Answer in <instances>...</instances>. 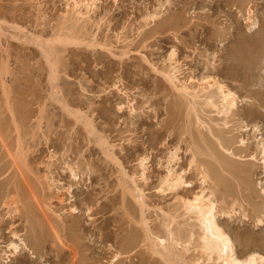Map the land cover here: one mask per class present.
<instances>
[{
  "label": "rangeland",
  "instance_id": "obj_1",
  "mask_svg": "<svg viewBox=\"0 0 264 264\" xmlns=\"http://www.w3.org/2000/svg\"><path fill=\"white\" fill-rule=\"evenodd\" d=\"M96 2L80 41L53 43L58 72L51 80L33 40L50 44L70 28L66 1L0 0V264H166L148 247L141 219L164 234V211L175 214L176 198L203 186L214 191L216 219L236 254H264V162L256 145L264 138V0ZM173 49L180 79L212 75L236 92L228 126L209 108L200 113L208 124L199 125L188 100L174 91L164 76ZM214 128L230 148L220 145ZM18 142L24 157L16 153ZM9 153L24 158L18 168ZM168 169L187 181L178 193L158 188ZM124 171L140 173L148 204L142 210L124 191ZM12 199L10 208L18 210L6 206ZM181 216L174 227L188 229L190 220ZM12 241L21 242L15 256ZM189 252L190 264H208L195 262L194 248Z\"/></svg>",
  "mask_w": 264,
  "mask_h": 264
},
{
  "label": "bare ground",
  "instance_id": "obj_2",
  "mask_svg": "<svg viewBox=\"0 0 264 264\" xmlns=\"http://www.w3.org/2000/svg\"><path fill=\"white\" fill-rule=\"evenodd\" d=\"M65 1H66V9H65L66 11L64 13V16H65L66 21H71L70 28H68L66 32L65 31L56 32L57 36L55 38H53L54 36H52L51 38H53V39L48 40L51 42L50 44H47L46 41L41 40L39 38L40 36L39 37L35 36V39H37V40L36 41L33 40V42H36V44H38L41 47L42 52L44 54V57H46L48 60V63L50 65L51 80H56L57 72H58L57 71L58 68H57V64H56L57 62L55 60V56L57 55L56 54L57 50H55L53 43L58 42V43H62V44H70V43L76 44L78 41H80L79 34H80L82 29L85 31L87 23L92 22L91 21L92 20L91 15L95 11V7L97 5L96 0H65ZM153 14L154 13H152V15ZM155 15H156V13H155ZM148 16H151V13ZM96 21L98 22L99 20H96ZM101 21H102V19H101ZM255 23H256V21L254 22V25H255ZM68 26H69V24H68ZM55 31H53V32H55ZM58 31H60V30H58ZM81 36H83V35H81ZM32 38H34V37H32ZM83 39H85V38H83ZM123 53L125 54V51ZM169 56H170L169 57L170 62L168 64L169 66L167 67L165 72L162 69V71L165 74L164 76H166V78L169 80V82L173 86L174 91H176L177 95L179 97L185 98V101L188 100L187 101L189 103L188 106H190L189 108H191L192 112L195 113V119L199 122L198 124L200 125L202 123V126H205L206 124H208V123H205L206 121L202 120V118H201L202 115H200V113L205 111L206 108H209V109L215 111V113H217L219 119L222 120L223 126H228V124L230 122V118H232V116L234 115L235 110L238 106V96H237L236 92L233 91L231 88H229L222 80H220L216 76H212V75H207V76L204 75V76L200 77L199 79L198 78L195 79L193 77H190L189 79H184V80L180 79L178 74H177V72H178L177 60L174 58L175 51L174 52L172 51ZM57 57L58 56H56V59H57ZM1 68H2V66H1ZM1 72H3V71H1ZM80 117L81 118L84 117L82 119H84V122L86 121L85 125L89 128L88 131L94 132L93 131L94 130L93 125H91L90 121L88 120L89 117L86 115H83V116L80 115ZM215 125L219 126V123H215ZM209 128L211 129L210 124H209ZM214 130H215V128H214ZM212 132H211V134H212ZM215 132L217 133L216 130H215ZM223 135L224 134H222V135L218 134V136H217V139L220 140V145H224L223 142H225L230 148L232 145V142L230 141V139L228 140ZM99 139L101 140V137ZM1 140H2V138H1ZM102 140H101V142H102ZM241 140L244 141L243 145L246 144V142H245L246 139L241 137L239 142ZM104 141L106 143V140H104ZM18 144H19V146H18ZM256 145H257V148L259 150L258 152H260L262 154V158H261L263 160L262 162H264V138L260 137L258 139ZM5 146H7V145H5ZM17 146H18L17 147L18 151L16 153H19V155H21V149L24 150V148L21 147L19 142L17 143ZM109 147H107V148H109ZM222 147H225V146H222ZM107 148H106V151H107ZM227 149L228 148H226L225 150L227 151ZM109 151H108V153H109ZM196 152H195V154H193V159L191 160V162L196 163V159H197L196 158V154H197ZM232 152L233 151H231L230 153H232ZM22 153H23V151H22ZM9 155L12 157V160H13L12 163L15 164V167H17L16 164H19V161L22 162V160H20V158L23 159V161H24V158H23L24 155H21L23 157H20L18 154L11 155V153H9ZM111 155H113V159H114V153H112ZM197 155H199V154H197ZM212 156L215 157V155H212ZM251 157H252V159L254 157L255 160L257 158L253 154ZM145 159H146L145 157L139 159V166L142 169L141 174L140 173L139 174H140L142 179L146 178L145 177V164L146 163H144ZM249 159H251V158H249ZM218 160H220V159H218ZM222 161H224V160H222ZM13 164H11V165H13ZM254 165H255V163H254ZM199 167H200V170H199L200 176L203 175L204 177H206V180L204 183L207 184L208 183L207 180L210 177L209 173H208L207 169L202 167V163H201V165H199ZM237 168H239V167H237ZM234 169H236V167H234ZM246 170L248 172H251L252 168L248 166ZM18 171L20 172L19 169H18ZM30 172H31V170H30ZM210 173H212V172H210ZM122 174L124 176V180L122 179L123 180L122 182H124V184L122 183L123 187H124V191L127 190V191L132 193V195L136 199V202H138V204L142 210L148 204L145 200L144 191L139 186V182H138L139 174L137 173L138 174V176H137L136 173L129 174L125 171L122 172ZM246 177L248 178V176H246ZM47 178L49 179V177H47ZM50 179H52V178L50 177ZM243 180H245V178ZM50 181H48V182H50ZM48 182H47V184H48ZM186 182L187 181L184 180L183 174L181 172H175L172 169H168V172L164 176H162L158 188L162 192L168 190V191L173 192V193L174 192L178 193L177 192L178 188L182 187L184 184H186ZM50 183L48 184L49 186H50ZM208 190H210V189H208ZM212 190L207 192L206 187L203 186V188H201L200 191L194 192V194L191 195V197L190 196H182V195H179L178 197L176 196L177 198L175 197L176 201H177V206H178V208H176L175 211L177 212L178 210H181L182 214L190 220V222L186 221L187 225H185V226H188V229H185L186 227L182 228L183 226H178L177 228H175L173 225L174 222L176 221L177 217L181 216V215H178V213L180 211L177 213L178 216L175 215L176 212L174 214L170 211H169V213L164 211L165 212V219H166L163 222V227L165 229L164 234L153 233L151 230H149L148 229L149 228L148 222H147L148 220L146 219V217H142L141 221L145 225V228H147V236L146 237L151 242V243L149 242L150 246H148V247H150V250L152 251V253H154L156 255L157 254L160 255L163 258V260L166 262V264H190L189 260L186 259V254L190 251L191 248H194L198 252V255H199V257L195 259V262H199V259L203 258L204 260L202 259L201 261L202 262L206 261V263H208V264H225V261H227L228 264H233V261H235V264H264V254H261L259 252L253 251V252L249 253L248 255L246 254V256L244 258L239 257L236 254V252L234 250V243H233L231 236L226 231V229L216 219V215L218 214V204H217L216 199L213 197L214 191H212ZM197 197H199L200 199L197 200ZM14 200L12 202H10L11 200H9V201L6 200V202H5L6 206H8L10 208V206L12 204L16 203V201H14ZM189 201L196 202V206L201 211H196L195 208H192V210L190 211L189 208L191 206L188 203ZM212 205H214L215 207L212 208ZM46 206H47V204H46ZM177 206H175V207H177ZM11 208L12 209L14 208V210H18L17 207H15V206L11 207ZM11 208H10V211L12 210ZM51 209H52V207L50 208V211L53 212L55 214V216L57 215L56 217L58 219H61L60 214L59 213L56 214L55 213L56 211L54 212L53 209L52 210ZM47 210H49V209H47ZM209 210H210V215H209ZM8 212L9 211L7 210V213ZM222 212H223V210H222ZM9 213H12V212H9ZM202 213H203V215H202ZM181 217H183V216H181ZM186 217H183V219ZM194 227H196V230L194 229ZM182 229H184L186 232ZM183 233H184V235H182ZM17 234H14V235L18 236L19 234L18 235ZM218 236H223V237L227 238V250H225V243L222 240L217 239ZM19 240L22 241V244L26 245V243L22 237H19ZM161 241H163V243H161ZM205 241H207V244L205 243ZM193 242H194V245H192V247H191L190 245ZM20 243L12 241L9 244H7V246H9L10 244H16L17 245V248H10V250H11V251L9 250L10 254L15 256L18 253H20V250H21L20 249Z\"/></svg>",
  "mask_w": 264,
  "mask_h": 264
},
{
  "label": "snow or ice",
  "instance_id": "obj_3",
  "mask_svg": "<svg viewBox=\"0 0 264 264\" xmlns=\"http://www.w3.org/2000/svg\"><path fill=\"white\" fill-rule=\"evenodd\" d=\"M174 51H175V50L173 49V52H174ZM50 79H51V77H50ZM240 143L243 144L244 141L241 140ZM253 159H254V157H253ZM189 167H191V165H189ZM205 180H206V177H204V176L202 175V176H201V183H204ZM199 199H200V198L197 197V200H199ZM188 203H189V205L191 206V207L189 208L190 211L192 210V208H195L196 211H201V210L196 206V202L189 201ZM214 207H215V206L212 205V208H214ZM72 211L75 212L76 209H72ZM88 212L91 213V212H92V209L89 208V209H88ZM202 215H203V213H202ZM209 215H210V210H209ZM217 231H218V230H217ZM217 239H218V240H222V241L225 243V250H227V238H226V237H223V236H218ZM161 243H163V241H161ZM205 243L207 244V241H205ZM9 248H17V245H16V244H10V245H9ZM225 264H228V262L225 261ZM233 264H235V261H233Z\"/></svg>",
  "mask_w": 264,
  "mask_h": 264
}]
</instances>
